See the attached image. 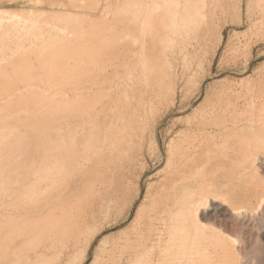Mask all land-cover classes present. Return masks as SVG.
Instances as JSON below:
<instances>
[{
  "label": "bare ground",
  "instance_id": "obj_1",
  "mask_svg": "<svg viewBox=\"0 0 264 264\" xmlns=\"http://www.w3.org/2000/svg\"><path fill=\"white\" fill-rule=\"evenodd\" d=\"M2 1L0 264H65L123 195L129 209L131 186L137 193L141 187L136 169L145 167L147 143L159 149L160 117L175 105L186 59L202 50L201 63L210 65L223 41L225 13L231 9L236 23L257 26L264 0H118V28L108 14L90 29L82 28L83 13L48 15L36 6L2 8ZM103 23L110 28L100 29ZM25 42L29 51H20ZM43 43L51 46L39 49ZM178 55L182 77L172 61ZM248 78L214 88L172 128L159 179L148 184L120 238L102 247L100 264H171L184 240L198 241L211 225L203 221L204 208L220 199L230 204L239 189L234 179L253 178L255 153L264 148V73ZM192 82L199 91L203 80ZM249 180L237 197L246 199L259 185ZM208 230L209 237L217 235ZM206 233L203 240L212 241ZM225 236L219 237L228 243Z\"/></svg>",
  "mask_w": 264,
  "mask_h": 264
},
{
  "label": "rangeland",
  "instance_id": "obj_2",
  "mask_svg": "<svg viewBox=\"0 0 264 264\" xmlns=\"http://www.w3.org/2000/svg\"><path fill=\"white\" fill-rule=\"evenodd\" d=\"M35 1L36 0H33V2H35ZM33 2H32V0H31V2L30 1L27 2L26 0H17V1L12 0L8 4L2 3L1 6H2V8L3 7L4 8H23L24 11L26 10V8H29L31 6H36L35 9H38V13H45L48 15L62 14V13H65V14H68V13L69 14L70 13H72V14H74V13L80 14L81 13L82 14L83 13L81 18L85 19L86 22L85 21L83 22L82 28L87 27L85 29H90L89 27H91V28L97 27V25L93 24L94 22H100L102 20L107 21L108 17H106L105 15H108V14L110 16V18L108 19L110 22L109 21L108 22L111 23L113 27L115 24V27L118 28L117 22L120 19V15L118 16L117 14L122 13V10H119L121 8H119V6L117 5L118 0L117 1L116 0H66L64 2L65 6H59L56 8H52L53 6H51L49 4L44 5L42 3H37L34 5ZM109 4L113 7V9H111L112 8L111 6L109 7ZM106 5H108V6H106ZM101 7H103V8H101ZM95 8H96V10H95ZM115 9L117 10V13H116ZM120 11H121V13H120ZM230 11H227L225 13L226 15L222 19V22L224 25L223 38H222L223 41L220 44L219 49L217 50L218 52H216L215 57H214L213 61L211 62V64L208 65V62L205 59L201 63V60H200L201 58H199V57H201L200 54H202V50L200 53L197 54L198 56L195 55L194 58L196 59V61L194 58H192V59L187 58L186 59V60H188V61H186L188 64L187 65L188 68L186 67L185 70L183 69L184 77H186V78L182 81L183 83L184 82L185 83L180 84V87L182 88V90L179 87L180 89H178V91L176 93L177 96H176V100H175V105L172 107L171 111L170 112L164 111V113H162V115L160 117V124L158 125V128H157V135H158L157 140L159 143V149L156 147V143H154V144L153 143H150V144L147 143L148 145H146V148L144 150V155L141 157V158L144 157L143 160H145V162L144 161L143 162L146 163V164H144L145 167L142 169V168H140L141 167L140 166V167H137V169H136V176L140 175L142 177L141 187H140L139 192L137 193L136 188L134 186H131L132 188L130 189V198L132 199V203L130 204L129 209L125 210V208H123V206H122L123 201L125 199V198L123 199V197H124V195H123L122 197H120L117 200V203L115 202V204H114L115 207L113 206L114 208L110 209L111 212L108 213L109 215L107 214L105 216L106 218L103 217V219H101L102 222L101 221H98L99 223L97 222L98 223L97 227H99V229L96 230L95 232H93L92 234H90L88 241L87 242L86 241H80L77 243L73 256H71L69 259V262L67 260V262L65 264H100V260L103 257V253H102L103 251H101L102 247L104 248V246H108L120 238L121 234L126 230L125 228H127L129 226L132 219L134 218L135 213H136L139 205L141 204L143 196L146 192V189L149 186L148 184L150 182H153V181H156L159 179V175L157 174V172L160 171L161 169H163L164 165H165V161H166V157H167V145H168L167 142H169V139H170L169 138L170 137V131L173 130L172 129L173 127L174 128L178 127L181 124V120L185 119L188 116H191L194 112V109L205 99V97L207 96L208 93H211L214 90V88L215 89L220 88L221 85H223L226 82H238V84H239V82L242 78L249 77L248 79L252 80V78L259 77L264 73V21L262 23H259L257 26H253V27L249 26L246 23V21L242 25H240V24H238V22L236 23V19H237L236 14L234 15V13L231 9H230ZM113 12H115V13H113ZM110 14H112V15H110ZM89 17H90V19H88ZM98 18H100V20ZM255 22H257V20H255ZM103 24L101 26H99L100 29H102V30L107 29L108 25L106 28V25L104 24L105 25L104 26ZM7 25L9 28H11V26H13L12 28L15 27L14 24L13 25L7 24ZM172 44H173L172 46L175 45L174 42ZM28 45L29 44L27 42H25L23 48H21L20 51H24V52L29 51ZM41 45L44 47H41ZM41 45L39 46L40 47L39 49H42V50L48 49L51 46V44L49 45V43H45V44L43 43ZM12 48L17 49L15 45H12ZM1 51H2V45H0V53H1ZM0 58H1V56H0ZM173 58L174 59H172V61L175 60L173 62V65L175 63V66H176V64L178 63L177 66L179 65L178 69L180 71L178 74L180 75L179 77H182L181 65L183 66L184 60L182 59V57L179 58V55H178V57H173ZM176 58H179V59H176ZM189 62L191 64H193L194 66L192 65V67H191L190 66L191 64ZM197 64H198V66H197ZM188 69L191 71H189ZM192 73L194 76L192 75ZM188 76H189V78H188ZM190 76H192V77H190ZM250 76H252V77H250ZM193 79L195 81L198 79L203 80V85L201 86L199 91L197 90V88L194 85L196 82L195 83L192 82V81H194ZM217 81H219L220 84H215V82H217ZM186 82H189V83L186 84ZM182 85H185V86H182ZM187 89L190 90V92L187 91ZM180 92H181V94H180ZM184 93L186 94V96ZM183 98H185V99H183ZM2 102L3 101L0 100V104ZM180 102L183 105H181ZM6 142H7V140H6ZM147 148H149V149H147ZM159 150H160V152H159ZM263 152H264V148H260V151L257 153L254 152L255 157L256 156L258 157L256 159L257 161L254 162V168L257 169V170L255 169V173H254L255 178H254V176L252 178L250 176V174H248V175L245 174L243 177L247 178V180H242L245 182V181H248V179L250 178L249 182L252 181L251 183H253V181H256V182L258 181L259 185L256 186V189L258 187L259 191H257L255 189L257 192V196L255 194L256 193L255 190L254 191L253 190H247L248 194H246V196L247 197H250L251 195H255L256 197L260 196V198H258L259 201L257 200V198L255 200V198H254L255 196H251L252 199L248 198V200H247V197H246V199H244L245 197L243 199L237 197L238 194L239 195L241 194L240 191H242L243 188L240 186H242L244 182L241 181V179H243V178L234 179V181L236 183V188H239V189L235 188L236 189L235 192L236 193L238 192V194L234 195L236 197L232 200V202L230 204L229 203L227 204V202L222 203L223 201H221V199H220L219 200L220 202L219 201H216L213 203L211 202L210 206L207 205L204 208L205 210H203V212H204L203 213V215H204L203 221L209 222V223H206L207 225L211 224V225H208V227H206L207 233L204 231L206 233L205 239H207V237L210 236L208 233V231H209L208 229H210L212 231H215V233H217V235L215 234L217 236V239H216L215 235H214L215 237H213V236L209 237L211 239L213 238L215 240V242L213 239H212L213 242L211 240H210V242H209V240H208V242H206V240H203L204 239L203 236L205 234L204 232L202 233V235H200V238L202 236V239L198 238V241H200V242H198L196 240L197 238L195 239L194 237L188 239L189 243L186 240H184L183 242H187L188 244L187 243L183 244V242H182L180 248L183 247L182 249H184L185 251L183 250L184 251L183 252L182 249L179 248L180 250L179 249L178 250L181 252L178 251V254H177V252H176L177 250H175L174 252H176V253L173 254L175 257L172 256L171 257L172 259L170 258L171 264H186V262L188 261L187 259H189V258L191 260L189 259V261L187 263H190V264L191 263L192 264L193 263L198 264L199 261L203 262L205 259L210 260V261L207 260L208 262H206V260H205L204 263H206V264L207 263H209V264H213V263L222 264V262H223V264L224 263L226 264L227 260L229 261V259L231 260L233 258L234 253H237V255L234 254L236 257L234 256L235 258H233V260L234 261L239 260L238 264H264V196H263L264 195V188H263L264 187V161H263L264 160V153ZM259 160H260V162H259ZM256 162H258L259 165ZM255 165H256V167H255ZM133 176H135V174H133ZM257 176H258V179H260V180L256 179ZM236 180H239L241 182H237ZM259 181H261V182H259ZM240 183H242V184H240ZM260 184L261 185L263 184L262 185L263 187ZM250 188L251 187H249L248 189H250ZM238 190H240V191H238ZM252 191L255 193L253 194ZM249 192H252V193H249ZM259 192H261V194H259ZM128 197L126 198V200L128 199ZM240 197H241V195H240ZM241 199L244 201L243 203L241 202L242 201ZM250 199L252 200L251 202H253V203L250 202ZM234 200H237L236 203ZM118 201H119V204H118ZM234 204L235 205L237 204V206H234ZM207 207H208V210L206 209ZM231 208H235V209L238 208V210L232 209L233 210V212H232V211H230ZM234 211H236V212H234ZM104 218H105V220H104ZM107 220H110V221H107ZM118 222H120V223H118ZM217 231L220 232V234L222 232L223 239H224L225 235H226L225 237H228V238H226V242H228V243H224L225 240L221 239L222 237H219V236H222V234L218 235L219 233ZM192 239H193V241L196 240L197 242L196 241H195V243L191 242ZM202 240L204 241V243ZM219 240H221V241H219ZM229 241L231 243H229ZM216 242L218 244L220 243L219 244L220 246L217 245ZM221 242H223V244ZM190 243H194L195 247H196V245L200 248L202 246V248L201 249L198 247L195 248L194 245L192 244L193 249H194V251H193L191 248L189 249V246H191V245H189ZM196 243H198V244H196ZM199 243L202 245H200ZM205 243H207L209 245H206ZM211 243H212V246H214L213 247L214 249L211 247V245H210ZM215 244L217 246H219L220 248L221 247L223 249L226 248L227 250L225 249V251H230V253L232 252L231 254L228 252V255H231V257L229 256L228 257L229 259H228L227 253L223 254V252L225 253V251L222 248L220 251V248L217 247ZM225 244L226 245L229 244L227 246L228 248L226 247ZM204 245L207 246V249H210V250L206 251V249H205L206 247ZM223 245H224V247H223ZM184 246H188L187 247L188 249H185L186 247H184ZM197 248H198V250H197L198 254H201L203 252L200 257L195 255V254H197L196 253ZM216 249H217L218 253L215 252ZM231 250H234L235 252L231 251ZM190 251H192V253H190ZM185 252H187L188 255H187V253L185 254ZM209 253H211V255ZM181 254H183V255H181ZM192 254L194 255L195 260L193 258H191V257H193V256H191ZM216 254H218V255H216ZM176 255H177V258H176ZM178 255L180 257L181 256L182 257L180 258V257H178ZM207 255L209 258H207ZM219 255H220V257H219ZM223 255H224V257H223ZM203 256H205V257H203ZM197 257L200 259H203V258L204 259L203 260H200V259L196 260ZM213 257L216 259V261ZM237 257H238V259H237ZM178 258L180 260H178ZM223 258L226 260L224 261ZM219 259H221V261ZM192 260H194V261H192ZM228 261H227V263H229V262L231 263V261H229V262ZM234 261L231 264H233ZM236 262H235V264H237ZM200 264H202V263H200Z\"/></svg>",
  "mask_w": 264,
  "mask_h": 264
},
{
  "label": "crops",
  "instance_id": "obj_3",
  "mask_svg": "<svg viewBox=\"0 0 264 264\" xmlns=\"http://www.w3.org/2000/svg\"><path fill=\"white\" fill-rule=\"evenodd\" d=\"M27 2L31 1V0H26ZM39 1V0H37ZM43 1V2H42ZM66 0H40V2L42 4H49L51 6H53L52 8H56V7H59V6H65V2ZM10 0H3L2 3H9Z\"/></svg>",
  "mask_w": 264,
  "mask_h": 264
}]
</instances>
